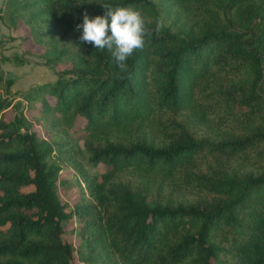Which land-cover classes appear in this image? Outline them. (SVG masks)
Instances as JSON below:
<instances>
[{"label": "trees", "instance_id": "16d2710c", "mask_svg": "<svg viewBox=\"0 0 264 264\" xmlns=\"http://www.w3.org/2000/svg\"><path fill=\"white\" fill-rule=\"evenodd\" d=\"M3 2L56 78L0 74V264H264V0ZM106 3L151 32L125 72L78 41Z\"/></svg>", "mask_w": 264, "mask_h": 264}, {"label": "rangeland", "instance_id": "374dc122", "mask_svg": "<svg viewBox=\"0 0 264 264\" xmlns=\"http://www.w3.org/2000/svg\"><path fill=\"white\" fill-rule=\"evenodd\" d=\"M2 16L5 17L4 20L1 19ZM7 24L10 22L6 17V6L3 0H0V74L12 79L11 91L25 92L35 85L55 80L56 76L50 65H46L44 60L37 56L40 48L30 38L28 40L25 38L28 35L27 29L21 27L20 23L16 25V29L8 27ZM28 108H30L28 103L22 99L21 111L30 118L36 111V107L33 111ZM36 128L41 131V128ZM81 162L91 173H101L105 169L103 164L90 166L86 155H83ZM80 182L81 179L76 171L63 166L58 173L57 181V189L61 198L72 205L77 195V184ZM78 227L76 218L65 226L66 235L76 246L81 243Z\"/></svg>", "mask_w": 264, "mask_h": 264}, {"label": "clouds", "instance_id": "9594fccd", "mask_svg": "<svg viewBox=\"0 0 264 264\" xmlns=\"http://www.w3.org/2000/svg\"><path fill=\"white\" fill-rule=\"evenodd\" d=\"M104 14L92 18L83 14V23L76 25L82 29L79 43H90L96 49L108 50L121 72L127 71V60L138 49H143L145 37L151 35L140 11L131 6L115 7L106 3L101 5ZM163 27L157 23V29Z\"/></svg>", "mask_w": 264, "mask_h": 264}]
</instances>
